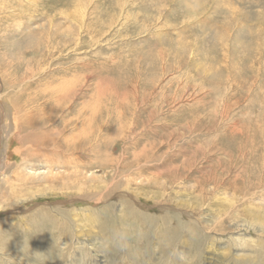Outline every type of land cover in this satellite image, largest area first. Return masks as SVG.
<instances>
[{
    "label": "rangeland",
    "instance_id": "obj_1",
    "mask_svg": "<svg viewBox=\"0 0 264 264\" xmlns=\"http://www.w3.org/2000/svg\"><path fill=\"white\" fill-rule=\"evenodd\" d=\"M63 78H75L78 95L57 106L53 90ZM15 108L33 112L24 136L83 119L89 127L78 146L92 152L75 171L8 156L14 168L0 171V264H261L254 250L264 222L214 235L221 241L201 254L186 246L169 254L158 233L122 219L119 195L98 203L89 194L112 178L101 162L130 129L129 167L186 175L181 188L220 180L239 188L240 198L212 191L210 224L222 211L240 217L253 207L249 213L264 216V0H0V164ZM155 170L126 176L117 193L169 182L151 176ZM69 187L72 198L61 193ZM248 189L258 195L244 204ZM180 193L177 204L200 202Z\"/></svg>",
    "mask_w": 264,
    "mask_h": 264
},
{
    "label": "bare ground",
    "instance_id": "obj_2",
    "mask_svg": "<svg viewBox=\"0 0 264 264\" xmlns=\"http://www.w3.org/2000/svg\"><path fill=\"white\" fill-rule=\"evenodd\" d=\"M63 79L65 80V82H63L65 84L56 86V88L53 90L56 94V98H55L56 102L55 101L54 102H55V105L57 106L65 103L66 101H70V100L73 103L78 95V92H77L78 86H74L76 83L75 78H71V79L63 78ZM15 109L16 111L12 117V124L7 122L4 125L5 127L3 131L4 133L3 135H4V139L7 141L6 150H5L6 158L3 164H0V171L3 170L7 174L8 172H12V169L14 168L13 165H8L6 163V159H8V156H10L12 153H16L20 157H22L23 155L26 156L25 157L27 159L26 163L32 160V158L33 159L38 158L40 161H42V165H46L45 167H47L48 165V167L57 166L61 168H64V167L67 168L66 165H72L73 166L72 170L74 171L76 169L74 167L75 165L77 167L78 166L77 164H81L84 162V160H87L89 158L90 154H87V152H90V151L92 152V150L88 148L86 150V148L85 147L83 148L82 145L78 146L79 145L78 142H80V135L84 134L87 128L89 127V126H86V121L84 123L83 119L81 120L80 118H76V117H73L72 119L64 118L55 129H52L50 131L47 128L41 127V130L43 132L42 136L41 134H37L35 130L32 131V132H35V134L31 133L29 136H24L23 133H25L26 128L28 127V124H29L26 122L30 120L28 119L30 118V116L33 117L32 116L33 112L31 113V111L28 112L27 110H26L27 112H24V110L20 108H15ZM41 123H43V119ZM33 127L35 128L36 126H30V129H32ZM69 127L73 128L72 134L63 136V133H65V131ZM132 127H134L133 124H132ZM39 128L40 126L38 127V129ZM128 130L129 131H127L124 136L122 135L123 138L121 137L122 138L121 141H119L118 144L114 145V147H111V153L109 155L110 160L107 159V161L105 160L106 162L101 160L102 161L101 163L103 162L108 163L106 165L102 164V166L105 165L106 168L111 169L110 172L113 173L112 178L111 179L106 178L107 180L104 181L105 187L99 188L101 189L100 192H96L98 191V188H97L96 191H94L93 193H90L89 200L99 203V202H104L106 199H109V198H115L117 195H119L118 203L120 204V208H119L120 212L123 214L122 219L132 218L136 221V222L134 221L136 225V229L141 228V227H147L149 228L150 231L154 233L155 232L158 233L159 240H160V236L163 239L162 244L161 242L158 243V246L161 248V251H165L166 253H169V254H174L173 252L175 251V249L183 248L186 246L191 249L198 250L195 252L201 254V252L204 249L205 250L208 249L205 246L207 243L215 244L221 241V239H216L214 235L223 236L226 234H231L232 232L235 233V231L239 230L238 227H242V228L246 227L247 229H249L250 227L254 228L256 224L258 223L262 224L264 222V216L263 217L255 216L253 213H249L252 210L253 208L252 207L251 209L250 208L240 209L242 211L241 213L242 215L240 217H238L239 213L237 215H229L226 213V211L225 212L222 211L218 213L216 212L217 214L214 215L212 223L210 224V222L207 220L208 216L206 215L205 212H208V208H209L208 206H210L209 202H210L211 194H213L216 190L223 188L225 192L229 191L230 189L233 191L236 190L235 192H233V194L234 196L239 197L237 193L239 188L233 185L232 182H229L226 185H222L221 180L214 181L211 184L210 183L208 184V182L206 183V181L205 182L196 181V184L192 187L184 186L181 188L182 183H180L179 181L186 179L187 178L186 175L185 176L184 175L180 176L176 174L172 175L171 170L168 171V169H164V168H161V169L153 168V167L150 168V166H148L146 163L137 164L135 167H129L128 165H126L124 151H125V147L127 146L128 140L130 138L133 139L132 136H136V134L133 133L134 131H131L130 129ZM54 133H55V137L58 136V138L56 137L57 139L51 138L50 135ZM132 133L135 135H133ZM43 138L47 139V141L44 143H42ZM134 140L135 139H133V141ZM14 143L22 144V146L17 147L16 149L15 148L13 149ZM39 143H41L42 145L40 144L41 146L39 145L38 147H36L35 145ZM118 147L119 149H122L123 151L122 153L120 152L117 156H115L114 152H115V149H117ZM66 155L68 157L69 155H73V156L76 155L77 158L76 157L71 158L69 162H65L64 159ZM134 158H136V156H134ZM153 169H156V170L152 173L151 176H153L155 179L166 178L169 180V182L166 184H160V183L153 184L152 182L149 183L148 185L135 184L134 189L131 188V191H132L131 194L128 192L129 186H130L128 182L129 185L126 186V189L128 188L127 191L124 190L121 194L117 193L122 188V182H124L123 179L126 178V176L128 177L131 174L138 176L140 174H143L144 171H152ZM12 178L15 179L14 177ZM50 179L52 180L56 179L53 173L50 175ZM86 179L87 178L85 177V180ZM77 183H79V181L75 183L76 185H79ZM209 185L213 186V188L210 189ZM70 189H71L70 187L69 189L62 188V190L64 191L61 190V193L68 196V198H72V194L71 193L69 194L68 192V190ZM259 189L260 188H258V190ZM144 190H147V191H144ZM180 192H185L186 196L197 197L200 199V202L195 204V207L192 206V204L188 202L177 204L175 203V197ZM240 192L243 193L242 191ZM257 192L258 191H255V190L254 191L249 190V189L246 190L245 195H243V197L241 198V201L244 204L246 202L249 203L250 198L254 199V196L258 195ZM259 193H264V190L260 191ZM54 194L55 192L53 193V195ZM260 196L264 197V194ZM233 203L237 204L238 201L233 200L229 202V205H232ZM140 205H142L143 207L149 208V209H157L158 211L155 213V215L150 214L149 212L146 213V212H143L138 207ZM107 209L111 210V207L107 206ZM234 209L240 211L237 208V206ZM62 213L67 214L65 212H62ZM227 222L228 223L231 222L234 224L227 225L226 224ZM234 225H237L236 228L234 227V229L236 230L230 229ZM111 231H113V229ZM113 233H115L114 236H116L117 232L113 231ZM229 242H231L232 244H235L236 240L229 239ZM254 251L258 254V256L261 257V264H264V241L263 239L257 241V245ZM255 264H258V262H256Z\"/></svg>",
    "mask_w": 264,
    "mask_h": 264
}]
</instances>
